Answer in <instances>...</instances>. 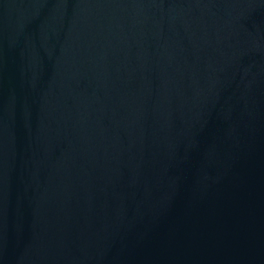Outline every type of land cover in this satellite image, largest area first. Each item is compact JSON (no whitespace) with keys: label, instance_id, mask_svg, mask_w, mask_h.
<instances>
[{"label":"water","instance_id":"1","mask_svg":"<svg viewBox=\"0 0 264 264\" xmlns=\"http://www.w3.org/2000/svg\"><path fill=\"white\" fill-rule=\"evenodd\" d=\"M0 264H264V0H0Z\"/></svg>","mask_w":264,"mask_h":264}]
</instances>
